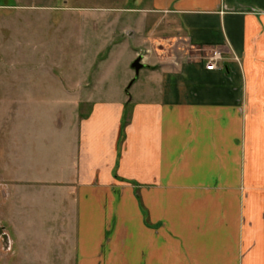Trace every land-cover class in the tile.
<instances>
[{"label": "crops", "instance_id": "crops-1", "mask_svg": "<svg viewBox=\"0 0 264 264\" xmlns=\"http://www.w3.org/2000/svg\"><path fill=\"white\" fill-rule=\"evenodd\" d=\"M140 4L147 87L91 101L86 78L62 82L74 113L40 164L18 158V211L73 235L48 264H264V0ZM179 43L224 68L179 61Z\"/></svg>", "mask_w": 264, "mask_h": 264}, {"label": "rangeland", "instance_id": "rangeland-1", "mask_svg": "<svg viewBox=\"0 0 264 264\" xmlns=\"http://www.w3.org/2000/svg\"><path fill=\"white\" fill-rule=\"evenodd\" d=\"M141 5L140 0H0V264H48V248L57 252L64 241L71 243L72 234L62 236L46 225L60 213L18 211L14 170L23 154L40 164L58 147L65 128L60 125L74 113L61 84H71L73 72L86 78L83 93L91 101L130 102L145 90L150 71L144 67L134 81L132 68L142 56L135 57L132 40L141 12L130 8ZM177 47V59L186 63H207L215 51ZM90 109L80 106L77 114Z\"/></svg>", "mask_w": 264, "mask_h": 264}, {"label": "built area", "instance_id": "built-area-1", "mask_svg": "<svg viewBox=\"0 0 264 264\" xmlns=\"http://www.w3.org/2000/svg\"><path fill=\"white\" fill-rule=\"evenodd\" d=\"M213 54L214 55L210 57L207 63L205 64V68L209 71L217 70L219 68H224V66L222 67L221 65H219L220 62L224 60L222 56V51L215 50ZM233 59H235L236 62L240 63L239 57L234 56Z\"/></svg>", "mask_w": 264, "mask_h": 264}, {"label": "water", "instance_id": "water-1", "mask_svg": "<svg viewBox=\"0 0 264 264\" xmlns=\"http://www.w3.org/2000/svg\"><path fill=\"white\" fill-rule=\"evenodd\" d=\"M142 61H143V57L139 56L132 64V68L136 73V78L134 79V81L137 80L140 71L146 66Z\"/></svg>", "mask_w": 264, "mask_h": 264}]
</instances>
